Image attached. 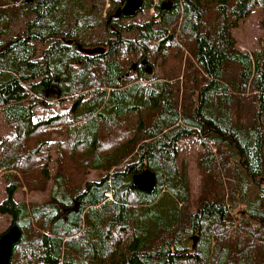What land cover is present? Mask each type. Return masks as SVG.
<instances>
[{"label": "trees", "instance_id": "16d2710c", "mask_svg": "<svg viewBox=\"0 0 264 264\" xmlns=\"http://www.w3.org/2000/svg\"><path fill=\"white\" fill-rule=\"evenodd\" d=\"M108 1L96 21L82 0H0L10 264H264V42L246 53L233 35L255 8L264 30V0H143L157 13L141 24ZM145 170L151 193L133 185ZM23 188L49 200L16 201Z\"/></svg>", "mask_w": 264, "mask_h": 264}, {"label": "rangeland", "instance_id": "374dc122", "mask_svg": "<svg viewBox=\"0 0 264 264\" xmlns=\"http://www.w3.org/2000/svg\"><path fill=\"white\" fill-rule=\"evenodd\" d=\"M157 2V0H154ZM82 4L84 6L87 14H90L96 21H100L99 16H104L110 4L108 0H82ZM74 7L70 6L69 10H73ZM91 11V12H90ZM78 13L83 14V12H79L76 10V15ZM156 14L155 9H150L149 11H141L134 18H123L122 23L124 24H141L143 23L147 17L154 16ZM262 18L261 12L259 9L255 8L248 17L241 20L238 27L233 31L234 38L236 39L237 46L239 49L246 53H253L255 50H258L262 46L263 38H264V30L260 27V20ZM27 21L26 17L21 18L20 20L15 21L12 24L13 33H17L22 30L25 22ZM72 25V23H71ZM92 35L97 38V40L105 37V32L101 27H97L95 30L91 31ZM50 102V101H48ZM47 102V103H48ZM65 104V103H64ZM68 104V103H67ZM43 110H49L52 108L53 111L59 110L57 105V101H51L49 104L41 103ZM41 111L45 114H51L50 111ZM10 134L9 128L6 126L2 117L0 116V141L5 139ZM60 139V138H59ZM59 141L58 139H55ZM55 142V141H54ZM179 149V161L178 164L181 165L182 161L186 160L188 163L187 170L190 182V194L192 198L198 196L200 192V181L201 177L196 167V159L199 153L204 151L203 145L200 144V141L195 139L194 137H190L187 139H183L178 143ZM54 164L52 174L55 172V161L57 160V154L54 155ZM91 179H96V176L93 174L90 176ZM5 187L6 183L4 180V174L0 171V202L5 198ZM23 190V191H22ZM22 190H18L14 196L16 201H38L44 202L49 200L47 193H35V194H27L25 193V188ZM50 190V185L46 192ZM257 191L254 186H251L250 198L255 199L257 196ZM264 210V206H263ZM65 209L60 208L59 213L64 214ZM240 214V213H238ZM233 218V217H232ZM232 218L229 219V222H232ZM9 227V217L0 215V235L5 232Z\"/></svg>", "mask_w": 264, "mask_h": 264}, {"label": "water", "instance_id": "95a60500", "mask_svg": "<svg viewBox=\"0 0 264 264\" xmlns=\"http://www.w3.org/2000/svg\"><path fill=\"white\" fill-rule=\"evenodd\" d=\"M141 8L142 0H127L121 12L123 16L130 17L135 15ZM126 11L130 12L126 13ZM84 52L92 53L94 51ZM155 184V176L149 170H145L143 173L133 178L134 187L145 193H151L155 188ZM20 236L21 233L16 227L9 228L0 235V264H10L12 248L18 243Z\"/></svg>", "mask_w": 264, "mask_h": 264}, {"label": "bare ground", "instance_id": "6f19581e", "mask_svg": "<svg viewBox=\"0 0 264 264\" xmlns=\"http://www.w3.org/2000/svg\"><path fill=\"white\" fill-rule=\"evenodd\" d=\"M126 2H127V0H125V3H124V6L122 7V9L125 7V5H126ZM129 7V6H128ZM122 9L120 10V14H121V17L122 18H126V19H129V18H134L136 15H138L142 10H143V0H142V8L135 14V15H133V16H130V17H126V16H123V14H122ZM130 11H126V13H129Z\"/></svg>", "mask_w": 264, "mask_h": 264}, {"label": "flooded vegetation", "instance_id": "af4514ba", "mask_svg": "<svg viewBox=\"0 0 264 264\" xmlns=\"http://www.w3.org/2000/svg\"><path fill=\"white\" fill-rule=\"evenodd\" d=\"M125 3V2H124ZM123 6H124V4H123ZM156 13H157V11H156Z\"/></svg>", "mask_w": 264, "mask_h": 264}]
</instances>
